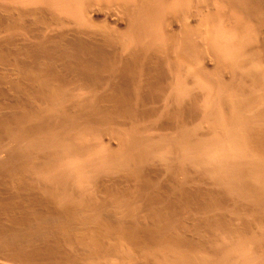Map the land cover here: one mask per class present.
<instances>
[{
    "label": "bare ground",
    "instance_id": "6f19581e",
    "mask_svg": "<svg viewBox=\"0 0 264 264\" xmlns=\"http://www.w3.org/2000/svg\"><path fill=\"white\" fill-rule=\"evenodd\" d=\"M0 264H264V0H0Z\"/></svg>",
    "mask_w": 264,
    "mask_h": 264
}]
</instances>
